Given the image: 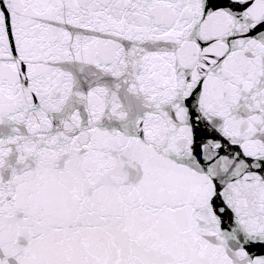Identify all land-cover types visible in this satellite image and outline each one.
I'll return each mask as SVG.
<instances>
[{"label": "snow or ice", "instance_id": "obj_1", "mask_svg": "<svg viewBox=\"0 0 264 264\" xmlns=\"http://www.w3.org/2000/svg\"><path fill=\"white\" fill-rule=\"evenodd\" d=\"M0 264H264V0H0Z\"/></svg>", "mask_w": 264, "mask_h": 264}]
</instances>
